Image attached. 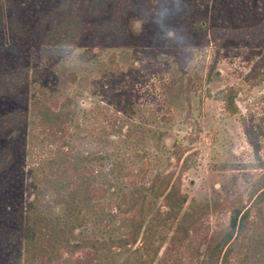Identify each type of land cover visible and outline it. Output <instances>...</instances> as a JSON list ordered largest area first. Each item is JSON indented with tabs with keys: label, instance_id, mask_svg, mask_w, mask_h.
Instances as JSON below:
<instances>
[{
	"label": "rangeland",
	"instance_id": "rangeland-1",
	"mask_svg": "<svg viewBox=\"0 0 264 264\" xmlns=\"http://www.w3.org/2000/svg\"><path fill=\"white\" fill-rule=\"evenodd\" d=\"M63 21L83 24L67 45ZM263 28L264 0H0V76L28 75L0 93V264H71L87 241L92 264H211L246 208L224 264H264ZM66 99L43 131L38 109Z\"/></svg>",
	"mask_w": 264,
	"mask_h": 264
},
{
	"label": "trees",
	"instance_id": "trees-1",
	"mask_svg": "<svg viewBox=\"0 0 264 264\" xmlns=\"http://www.w3.org/2000/svg\"><path fill=\"white\" fill-rule=\"evenodd\" d=\"M83 24L77 21H63L57 23L49 32V36L53 38L55 43L68 44L74 38H76L82 31ZM264 29V28H263ZM60 49V48H59ZM28 81L27 74H21L18 72L4 73L0 76V93L7 86H14L17 84H24ZM236 91L233 88L227 90H221L218 93V98L223 102V106L229 113H235L237 106L235 103ZM70 110L69 99L63 101L59 109H53L47 105H43L38 109V116L40 119L41 128L43 131H49L53 133L54 127L68 115ZM251 136L254 132L251 130ZM256 137V136H253ZM4 165L3 161H0V167ZM255 187L250 192V198H254L252 202L261 196V190L264 189V175H262L255 183ZM158 194L163 197L166 205L173 209L180 208L185 202L186 198L183 193L180 192V177L177 176L173 179L172 175H167L162 180ZM141 203L136 208V211L130 218V229L124 237L119 238L115 243L118 246H126L134 244L140 233L141 228ZM248 209H236L233 210L229 216V231L226 233L224 240L218 246V255L211 264H224L229 252L228 243L234 235L240 234L245 228L248 220ZM98 246L97 241H87L84 243L70 244V251L73 249L81 250L84 249V257L75 258L71 264H92L96 247ZM223 248H225L223 250ZM223 251V253H222ZM222 253L221 260L219 263V257Z\"/></svg>",
	"mask_w": 264,
	"mask_h": 264
}]
</instances>
